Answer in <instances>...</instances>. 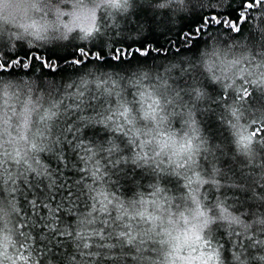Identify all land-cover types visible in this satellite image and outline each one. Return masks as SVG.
<instances>
[{
    "label": "clouds",
    "instance_id": "1",
    "mask_svg": "<svg viewBox=\"0 0 264 264\" xmlns=\"http://www.w3.org/2000/svg\"><path fill=\"white\" fill-rule=\"evenodd\" d=\"M101 40L131 62L31 71L38 51ZM0 44V264H58L22 201L69 178L80 207L57 200L64 215L49 204L43 219L74 264H94L89 242L119 264H264V0H0Z\"/></svg>",
    "mask_w": 264,
    "mask_h": 264
},
{
    "label": "snow or ice",
    "instance_id": "2",
    "mask_svg": "<svg viewBox=\"0 0 264 264\" xmlns=\"http://www.w3.org/2000/svg\"><path fill=\"white\" fill-rule=\"evenodd\" d=\"M245 5L241 3L240 7L243 8ZM251 7V5H248ZM239 19V17H237ZM207 24L208 28L211 29L214 25L218 24L220 26H224L225 21L220 20L219 16L216 17H205L201 16L198 20H194L192 24L188 25V32L184 34V38L181 39V33L176 34V44L179 42L180 45L188 44L190 40H192V37L195 35V33L198 31L201 34L204 33V28L197 27L196 25H204ZM234 26V25H233ZM193 45H195L197 42L192 40ZM107 45H105L104 41L101 40L99 45L93 44L92 48L86 49L84 45H79L77 50H72L70 52H66L63 55H60L55 50H47V56H32V63L33 62H39L42 69L48 68V72L44 73L42 71L43 75L51 74L56 75V72L52 71L51 67H49L50 62L52 61L53 57H56L58 60H67L68 57H76V60L73 61V63H79V61L83 60L85 55L89 57V63H99L101 58H104L105 63H111L113 57H118L120 63L128 62L130 63L131 60H128L129 51L127 49H118L117 47H111L110 53L105 51V48ZM144 45L141 44L139 49H132L131 50V58L132 60L143 58L141 49H143ZM183 50V49H181ZM151 52H149L150 55ZM16 55H22L24 58H27L29 56V52L25 51L23 48L20 49V51L16 52ZM4 56H9L7 52L4 53ZM9 59H13V57H9ZM3 63L5 65L8 64V60H4ZM19 63L21 65H24L25 67H28V65L24 64V60H20ZM15 69V68H14ZM57 71L60 73H63L66 71L65 68H60L57 66ZM255 135V133H254ZM261 136H264V132L260 133ZM67 157L65 156V160ZM73 173L66 172V177H71ZM82 175V173H81ZM23 184V181H21ZM42 184L43 181H40ZM61 184H63V187L58 188L55 192V194L47 201H43V197L45 195L44 191H41L40 188H35V191L27 190V186H25L27 190V199H23L24 204H30V207L28 209V213L31 216H34L36 224H39L40 227L36 232L37 235V244L43 245L44 249L47 250L49 245L51 246V252H49V255L51 258L55 261H58V264H74L75 260L80 259V253L76 252L73 254V249L70 244L66 246V239L64 236L59 235L55 229L47 230L45 221L43 217H45L49 212L48 205L51 204L52 207L57 209L58 218L62 217L64 215V212L61 210L60 207L57 206V200H59L64 207H67L68 202H75V206L77 208L80 207V201L79 196L80 193L76 190L75 181L71 178L67 180H61ZM35 187V186H33ZM47 186L45 185V189ZM23 195V194H22ZM36 205H39L38 213L36 210ZM41 234L43 236L41 237ZM119 236H125L126 232L121 231ZM102 243H104V250L107 252L111 250L112 252L119 253L120 249L116 247L117 240L113 239L110 242H104L101 240ZM129 247H125L124 251L128 252L129 248L131 247L132 241H127ZM86 251L88 253H91L94 255L95 261L94 264H100V261L103 260V264H119L118 259L115 256H112L109 254V256L104 257L98 254L97 249L94 247L93 243L89 242L84 245ZM61 254H63V258H61ZM89 259H91V256H89ZM43 264V262H42Z\"/></svg>",
    "mask_w": 264,
    "mask_h": 264
},
{
    "label": "trees",
    "instance_id": "3",
    "mask_svg": "<svg viewBox=\"0 0 264 264\" xmlns=\"http://www.w3.org/2000/svg\"><path fill=\"white\" fill-rule=\"evenodd\" d=\"M185 26H187V25H185ZM175 39H176V37H175ZM179 46H180V44H179V42H177V47H179ZM6 49H7L6 45L0 44V51H3L4 53L7 52L9 54V56H5V57H13V53L8 52ZM38 54L41 55V56L45 55V53L43 51H38ZM150 55H152V53H150ZM143 59H147V57H144ZM37 68L41 69L42 71L44 70V69L41 68V65H40L39 62H33L31 71L35 72ZM13 71H15V69H13ZM2 74L3 73H0V75H2Z\"/></svg>",
    "mask_w": 264,
    "mask_h": 264
}]
</instances>
